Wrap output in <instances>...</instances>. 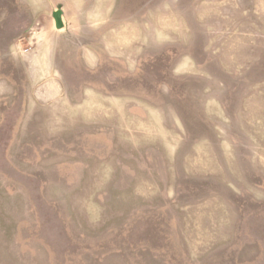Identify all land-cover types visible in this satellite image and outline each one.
Returning <instances> with one entry per match:
<instances>
[{
    "label": "rangeland",
    "instance_id": "obj_1",
    "mask_svg": "<svg viewBox=\"0 0 264 264\" xmlns=\"http://www.w3.org/2000/svg\"><path fill=\"white\" fill-rule=\"evenodd\" d=\"M44 6L66 102L0 106V264H264V0Z\"/></svg>",
    "mask_w": 264,
    "mask_h": 264
},
{
    "label": "crops",
    "instance_id": "obj_2",
    "mask_svg": "<svg viewBox=\"0 0 264 264\" xmlns=\"http://www.w3.org/2000/svg\"><path fill=\"white\" fill-rule=\"evenodd\" d=\"M44 8V0H0V69L26 70L25 76L13 77L9 72L0 77L3 110L11 108L12 93L22 95L21 118L13 132L59 131V108L66 101L61 97L58 69L67 64L60 52L68 48L59 44L60 34L53 30Z\"/></svg>",
    "mask_w": 264,
    "mask_h": 264
},
{
    "label": "water",
    "instance_id": "obj_3",
    "mask_svg": "<svg viewBox=\"0 0 264 264\" xmlns=\"http://www.w3.org/2000/svg\"><path fill=\"white\" fill-rule=\"evenodd\" d=\"M53 16H54L56 27L61 28L62 23H61V19H60V12H58V11L54 12Z\"/></svg>",
    "mask_w": 264,
    "mask_h": 264
}]
</instances>
